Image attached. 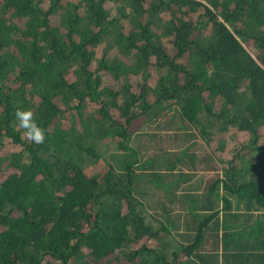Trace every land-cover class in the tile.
I'll return each instance as SVG.
<instances>
[{
    "label": "trees",
    "instance_id": "trees-1",
    "mask_svg": "<svg viewBox=\"0 0 264 264\" xmlns=\"http://www.w3.org/2000/svg\"><path fill=\"white\" fill-rule=\"evenodd\" d=\"M133 120L165 133L144 161ZM182 161L222 163L185 237L157 210ZM0 264H264V0H0Z\"/></svg>",
    "mask_w": 264,
    "mask_h": 264
},
{
    "label": "rangeland",
    "instance_id": "rangeland-1",
    "mask_svg": "<svg viewBox=\"0 0 264 264\" xmlns=\"http://www.w3.org/2000/svg\"><path fill=\"white\" fill-rule=\"evenodd\" d=\"M109 6V5H108ZM113 11V9H111ZM17 25H22L23 21H17ZM63 31V30H61ZM101 45H99L98 52L103 51L104 48H100ZM109 49L110 55L111 49ZM178 120V119H177ZM174 120V121H177ZM137 121H132L130 125V129L134 130L135 132L130 134L128 136L127 144L134 146L138 151L139 154H141V158H144L143 161L149 156L150 153L155 151L157 148H159V142L165 139V133L162 132L158 127H155V124H142L146 122H137V125L135 124ZM105 122H97L92 123L89 119L86 121L85 124H82L79 126L80 133H86L88 132L89 137L88 139L85 138V141H96V149H94L95 152L100 153V161L104 163H112L116 167L122 166V163L125 162L127 156L123 154L116 145V139L115 138H100L102 134V131L104 129ZM196 134H193L195 136ZM190 136L189 133H183L181 137ZM183 161L179 164V166L176 165L177 168L174 169L175 171H178V167L182 169L183 171L187 172L190 169L187 168L186 165L182 164ZM214 167L211 169H207L206 171H203L202 169H205V166H197L193 170H190V176L186 178V180L182 183L181 187L179 186L175 188L174 190H170L171 192L165 191L161 189L158 196V203L157 210L161 212V214L164 213V216H169L174 220V226L175 231L181 236L185 237V235H193V221L192 216L187 212L186 205L184 203V195L185 193H190L191 196L195 197L200 194L201 188L206 181V179L212 180L215 178L214 174H219L221 171L222 163H214ZM157 167L156 162H153L152 164H148L147 168H155ZM173 171V170H172ZM149 176V175H147ZM150 177V176H149ZM204 178L203 183H201L202 179ZM223 191L222 189L218 190V193L221 194ZM183 195V196H182ZM187 204V203H186ZM256 213V212H254ZM146 244L151 245L152 243L148 241V239H145Z\"/></svg>",
    "mask_w": 264,
    "mask_h": 264
},
{
    "label": "clouds",
    "instance_id": "clouds-1",
    "mask_svg": "<svg viewBox=\"0 0 264 264\" xmlns=\"http://www.w3.org/2000/svg\"><path fill=\"white\" fill-rule=\"evenodd\" d=\"M14 115L18 122V127L24 130L23 136L27 141L36 144L44 143L46 130L37 123L32 109H24L18 106Z\"/></svg>",
    "mask_w": 264,
    "mask_h": 264
}]
</instances>
